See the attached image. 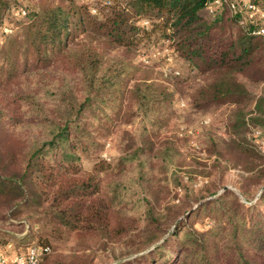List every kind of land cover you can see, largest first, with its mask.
I'll use <instances>...</instances> for the list:
<instances>
[{"label":"trees","instance_id":"obj_1","mask_svg":"<svg viewBox=\"0 0 264 264\" xmlns=\"http://www.w3.org/2000/svg\"><path fill=\"white\" fill-rule=\"evenodd\" d=\"M104 1L94 3L93 13L87 0H38L0 46L2 216L37 224L40 264L59 256L58 241L73 234L77 245L53 264H94L100 251L122 240L124 255L153 248L117 264H264V212L249 221L234 191L192 210L189 193L187 201L159 206L181 156L176 138L160 135L174 113V91H183L179 84L194 83L192 104L200 108L235 106L230 143L240 157L250 156L253 148L236 129L264 126V93L250 109L249 88L264 83V39L252 32L264 26V15L242 23L248 12L234 13L233 0L213 13L210 0ZM252 1L264 10V0ZM9 6L0 0V24ZM142 45L182 66L155 71L150 56L135 63ZM118 116L132 124L130 143L103 183L97 169L83 170L82 159L97 156L99 136ZM8 120L23 132L11 131ZM212 144L216 152L219 142ZM247 159L237 164L263 180L261 163ZM172 177L177 182L179 175ZM202 211L213 217L205 229L195 225Z\"/></svg>","mask_w":264,"mask_h":264},{"label":"rangeland","instance_id":"obj_2","mask_svg":"<svg viewBox=\"0 0 264 264\" xmlns=\"http://www.w3.org/2000/svg\"><path fill=\"white\" fill-rule=\"evenodd\" d=\"M37 1L10 0V6L4 14V21L0 24V46L7 45L11 41L13 35L18 31L15 32L22 21V16L26 12L31 11ZM255 4L257 5V10L246 14L247 21L256 20L264 13L261 6L262 2H255ZM118 52H121V50H115L113 54ZM166 54L160 51L155 52L152 48L142 45L135 50L132 56L135 63L142 64L150 56L153 65L151 68L159 72L165 69H178L182 66V63L174 58L172 61H165L163 56ZM193 84L189 82L181 83L178 87L183 88V91L181 93L174 91L175 94L170 105L174 113L160 133L162 139L165 137L176 138L177 149L181 156L179 155L176 159V164H172L170 167L168 178L171 193L161 199L159 206L166 207L173 203H178L180 199L187 201L186 194L189 193L188 201L193 202V207L190 209L192 210L204 201L231 190L237 194L239 200L244 204L248 220L260 219V215L256 217L252 215L260 211L264 212V199H261L264 190V179L258 178L256 170H246L241 164L238 165L237 163L240 158H250L252 160H247L256 163L260 162L261 166L264 167V145L262 144L264 126L248 124L246 127L236 129V133L241 138H243L244 134V144L253 148L250 151V156L245 154L240 157L241 151L232 145V142L230 143L231 133L234 132L233 127L230 128L227 125L230 116L237 115V113H234L235 106L232 104L208 105L203 108L195 106L192 104L191 89ZM249 88L252 99L250 101L251 109L254 107L253 99L264 93V85L251 83ZM5 110L10 111L9 107L5 108ZM8 122L11 131L15 133L23 132L21 125L17 126L13 120H8ZM108 122L109 124L99 136L102 146L97 156H84L82 159L83 170L93 172L97 169L103 183L109 179L107 177V173L110 171L108 166L112 167L118 162L119 157L125 152L130 143L126 131L133 129L132 124L123 121L119 116L112 117ZM257 129L262 131V138L256 134ZM213 139L219 142L216 152H212V149H215L212 144ZM226 142L230 144H226ZM172 173L179 175L177 182L173 179ZM212 191L218 192L211 195ZM2 213L4 214L1 209L0 238L9 241L0 242L1 250H3L2 247L4 245L12 244L14 247L24 251L30 245L41 243L36 223L25 220L23 225H21L16 220L4 218ZM200 215L195 225L205 229L213 222V217L210 214H206V211H202ZM65 238L62 241H58L60 246L56 254H59V256L55 255L53 261L48 264H53L57 257L63 258L65 253H68L74 245H77L75 234L70 235L66 240ZM152 248L153 246L142 252L124 255L128 249L125 241L111 242L109 250L99 252L94 264H117L128 257L148 252ZM157 256L158 254H156Z\"/></svg>","mask_w":264,"mask_h":264},{"label":"built area","instance_id":"obj_3","mask_svg":"<svg viewBox=\"0 0 264 264\" xmlns=\"http://www.w3.org/2000/svg\"><path fill=\"white\" fill-rule=\"evenodd\" d=\"M91 2V10L94 13L98 12V9L94 5V3L97 0H87ZM224 2V0H210L208 3V9L210 12H215L219 5H221ZM105 5H108L111 3L110 0H105L103 2ZM230 7L234 13H239V12H254L257 10V5L252 1V0H245L244 3H241L238 0H233L230 3ZM257 20V19H256ZM253 20V21H256ZM141 23L144 25H147L149 22L143 18L141 19ZM242 23H246V18L243 19ZM254 34H256L259 37H262L264 39V26H261L259 28H256L252 31ZM159 53V52H158ZM256 134L258 136H262V131L260 129L256 130ZM262 144L264 145V140L262 141ZM44 249L41 246L37 245H30L25 249L24 251L20 252L16 258L13 261H10L6 255L0 253V264H40L41 261V255L43 253Z\"/></svg>","mask_w":264,"mask_h":264},{"label":"crops","instance_id":"obj_4","mask_svg":"<svg viewBox=\"0 0 264 264\" xmlns=\"http://www.w3.org/2000/svg\"><path fill=\"white\" fill-rule=\"evenodd\" d=\"M263 15H264V13L260 16V18H261ZM258 18H259V17H258ZM261 85H264V83L261 84ZM2 249H3V250H1V248H0V253L3 252V253H1V254H5V255L7 256V258H8L10 261H13V260L16 258V256H17L20 252H22L20 248L14 247L12 244H7L6 246L4 245V246L2 247ZM6 252H8L9 254L6 253ZM96 264H97V263H96Z\"/></svg>","mask_w":264,"mask_h":264}]
</instances>
